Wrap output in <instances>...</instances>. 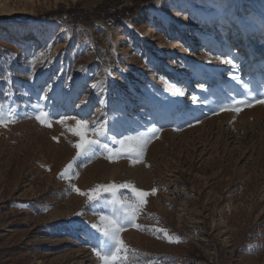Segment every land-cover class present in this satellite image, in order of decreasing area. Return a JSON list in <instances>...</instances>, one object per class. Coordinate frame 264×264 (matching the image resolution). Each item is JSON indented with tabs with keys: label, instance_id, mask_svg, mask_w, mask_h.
I'll return each instance as SVG.
<instances>
[{
	"label": "rangeland",
	"instance_id": "374dc122",
	"mask_svg": "<svg viewBox=\"0 0 264 264\" xmlns=\"http://www.w3.org/2000/svg\"><path fill=\"white\" fill-rule=\"evenodd\" d=\"M167 1L149 0L107 27L93 12L102 0H0V103L18 116L0 126V264H99L91 225L119 209L105 193L94 214L66 191L58 175L78 137L66 130L73 120L56 123L61 116L107 120L117 138L152 137L139 162L98 153L74 166L81 190L113 182L158 189L136 220L144 230L121 233L139 254L132 261L264 264V103L254 102L264 98V0H173L174 9ZM185 2L187 16L169 27ZM60 6L91 21L58 22L40 41L22 38L30 23L54 22ZM145 9L154 12L139 18ZM49 88L40 103L53 114L50 127L32 108ZM233 98L251 106L219 111ZM116 198L130 202L132 194L121 189ZM155 228L181 242L157 238Z\"/></svg>",
	"mask_w": 264,
	"mask_h": 264
},
{
	"label": "snow or ice",
	"instance_id": "6c2138e0",
	"mask_svg": "<svg viewBox=\"0 0 264 264\" xmlns=\"http://www.w3.org/2000/svg\"><path fill=\"white\" fill-rule=\"evenodd\" d=\"M130 27V25H129ZM50 50V46H49ZM224 62V61H221ZM35 60L33 61L34 66ZM107 72V70H106ZM110 75V72H108ZM11 79L10 75L7 77ZM232 79H236V76H232ZM98 87V85H93ZM49 89H45L43 94L38 95L37 102L32 105L34 110V118L37 122L44 126H51V119L53 114L51 111L46 110V105H41V101L48 99L47 92ZM178 94H182L177 89ZM25 95H30L25 93ZM255 103H264V98L255 99ZM104 101L101 100V104ZM251 106L244 100L233 98L231 105L227 107H220L219 111H233L239 112L241 105ZM27 107V105H25ZM114 112L118 111L113 109ZM215 114V113H214ZM17 116V107L9 106L7 109L2 103H0V126L6 127L10 123H15ZM32 118V117H29ZM66 120H73L74 124L67 127V131L71 135L78 137L75 142H71V147L75 150V155L72 160L63 168L58 175L59 179L67 181L66 191H71L77 195L85 198V207L93 208L95 213V206L98 202L104 199L103 194L107 193L113 199L108 203L118 208L119 211H115L114 214H98V222L91 225V229L98 233L96 246H93V255L98 260L99 264H137L130 259V256H138L134 250L129 249L128 246L121 238V233L128 227L132 226L138 230H144L141 225L136 223L138 215L147 203V198L151 195L154 196L158 189L153 187L150 191L138 189L130 183H108L97 184L88 190H81L73 179L78 177L79 173L74 171V166L77 161L82 158L91 160L98 153L103 155L105 159L112 161L121 157H127L130 160L140 161L145 151V146L152 137L147 136H125L117 138L114 133H111L109 122L107 120H93L89 121L85 118H76L61 116L56 120V123L64 125ZM113 122H116V117H113ZM158 131V130H156ZM155 135V133H153ZM103 137H109L112 140V146L105 142ZM53 139H57L53 137ZM118 145V146H115ZM121 189H126L131 192L132 199L130 202H123L116 198V193ZM83 212H77L75 215H82ZM157 238H163L169 243H180V239L177 236L170 235L166 230L155 228ZM162 234V237L161 235Z\"/></svg>",
	"mask_w": 264,
	"mask_h": 264
},
{
	"label": "trees",
	"instance_id": "16d2710c",
	"mask_svg": "<svg viewBox=\"0 0 264 264\" xmlns=\"http://www.w3.org/2000/svg\"><path fill=\"white\" fill-rule=\"evenodd\" d=\"M149 0H140L133 2L131 6H122L120 10H114L112 13H107L106 10L109 6L116 7L120 4V0H102L101 4L96 6L93 10L95 19H102L107 27H112L115 24L123 22L125 19L136 16L142 9L143 4ZM63 14L65 18L63 17ZM54 22L65 24L67 22L81 21L84 23L91 21V15L82 11L65 9L60 6L57 10ZM100 50L96 49V52Z\"/></svg>",
	"mask_w": 264,
	"mask_h": 264
},
{
	"label": "bare ground",
	"instance_id": "6f19581e",
	"mask_svg": "<svg viewBox=\"0 0 264 264\" xmlns=\"http://www.w3.org/2000/svg\"><path fill=\"white\" fill-rule=\"evenodd\" d=\"M2 5H4V3H2ZM165 7H171L172 9H174L175 6H174L173 0H168L166 2V4H165ZM188 8H190V5L187 2H185L184 5H183V7L181 9H179V10H172L171 11L172 12L171 19L169 21L167 20L168 23H169V27L178 26L180 24L181 18H184V17L187 16V14H188ZM153 12L154 11H152L151 9H148V10L145 9V10H143L139 14L138 17L142 19V18H145L146 16L152 14ZM58 26H59V23L58 22H48V21H46L44 23V25H40L39 23L32 22V23L29 24V29L24 30L22 32L21 36H22V38L25 37V36H31V37L35 38L37 41H40V40H43V39L49 37L51 35L52 29H54V28H56ZM65 39H66V42L68 43L69 40H70V35H66ZM222 48H225V46L222 47ZM29 50H31V49H29V48L25 49V51L23 52V55H22V60H24L26 58V55L28 54V51ZM224 51H225V49H223V52ZM201 56H204V55H201ZM213 82L214 81H210V84L213 83Z\"/></svg>",
	"mask_w": 264,
	"mask_h": 264
}]
</instances>
